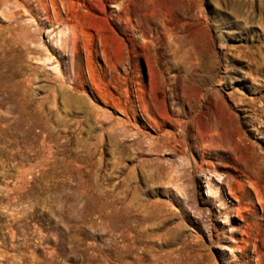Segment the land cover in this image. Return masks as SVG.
I'll return each instance as SVG.
<instances>
[{"label": "rangeland", "instance_id": "1", "mask_svg": "<svg viewBox=\"0 0 264 264\" xmlns=\"http://www.w3.org/2000/svg\"><path fill=\"white\" fill-rule=\"evenodd\" d=\"M0 264H264V0H0Z\"/></svg>", "mask_w": 264, "mask_h": 264}]
</instances>
